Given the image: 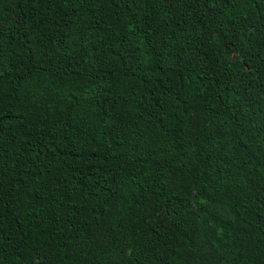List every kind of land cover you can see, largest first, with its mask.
I'll return each instance as SVG.
<instances>
[{
    "label": "trees",
    "instance_id": "obj_1",
    "mask_svg": "<svg viewBox=\"0 0 264 264\" xmlns=\"http://www.w3.org/2000/svg\"><path fill=\"white\" fill-rule=\"evenodd\" d=\"M0 264H264V0H0Z\"/></svg>",
    "mask_w": 264,
    "mask_h": 264
}]
</instances>
